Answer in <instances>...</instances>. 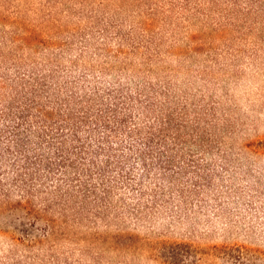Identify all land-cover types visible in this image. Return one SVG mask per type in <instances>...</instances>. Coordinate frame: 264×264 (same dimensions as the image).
Returning <instances> with one entry per match:
<instances>
[{
	"label": "rangeland",
	"instance_id": "374dc122",
	"mask_svg": "<svg viewBox=\"0 0 264 264\" xmlns=\"http://www.w3.org/2000/svg\"><path fill=\"white\" fill-rule=\"evenodd\" d=\"M18 77L46 80L34 115L86 117L88 151L22 125L32 196L3 181L0 264H264V0H0L16 113Z\"/></svg>",
	"mask_w": 264,
	"mask_h": 264
},
{
	"label": "trees",
	"instance_id": "16d2710c",
	"mask_svg": "<svg viewBox=\"0 0 264 264\" xmlns=\"http://www.w3.org/2000/svg\"><path fill=\"white\" fill-rule=\"evenodd\" d=\"M17 81H19L22 85V93H24V97L22 99V107L21 111L18 113L15 112L14 109H17L15 106H11L12 102L6 104L0 105L4 107V110L0 111V124L1 121L7 124H12L11 127H4L0 126V164L2 167H0V198L2 199V203L6 205V207L2 208L3 204L1 205L0 209L6 210V208H12V206L16 207L14 204H12L10 191L6 188V186L3 184L4 180L11 181L15 183L16 188H19L21 192L26 193V196H32V192L30 189H28V175L26 173H23L24 170L30 171L32 168L33 160L30 157L33 142V136H29L28 140L25 141L22 139L20 135V128L22 125H32L34 122L39 123L41 125H44V131L42 132V137L46 138L48 136L47 133H52L55 136V139L58 143V148L55 150L58 152V154H61L66 157L67 151H68V145L66 141V133H70L71 141L72 143H77L80 145L79 150L77 153L81 156H84L88 149L85 148L82 141H80V129L83 126H86L87 121L86 117L77 118L74 114L69 113L66 117H63V119L54 118L52 115H50L48 112L39 111V115H34V110L36 109V98L41 96L44 92L45 86V78H36L35 84L31 85L32 87H27L25 80L23 77H18ZM28 88V89H27ZM45 89H48L46 87ZM118 93V92H117ZM118 97L115 95L114 100H117ZM133 99L130 98V101ZM9 105V106H8ZM119 103H112L108 109V113L113 114L114 121L111 124L110 122L105 123V129L112 133L115 130V126H121L123 127L126 124V121L124 119H121L119 117ZM35 116L36 118H33ZM132 133V132H130ZM162 135V131H159V136ZM155 137V136H153ZM112 140H116V136L110 137ZM160 139V137H159ZM7 140L8 145L5 144V141ZM104 139H101V145L103 146ZM147 144H151L152 138L148 137L146 139ZM26 142V143H25ZM113 142V141H112ZM48 144H51L50 142ZM103 153V158L106 160V163L110 161L111 158V151L110 147H101V154ZM101 154H96V156H91L94 161L95 165L96 161H98V158L101 156ZM12 155L15 158V170L14 176L10 177V174L5 172V163L7 161V156ZM86 156V155H85ZM66 160V158H65ZM109 160V161H108ZM37 165L39 164L36 163ZM40 165V164H39ZM17 166V167H16ZM30 177L33 179V175H30ZM30 179V180H32ZM70 197H72L70 194L66 193L64 195H58L57 200L65 204L67 201L70 200ZM11 200V201H10ZM28 205V203H27ZM18 206H20L18 204ZM32 209L30 207H27L25 209V212L27 216H32Z\"/></svg>",
	"mask_w": 264,
	"mask_h": 264
}]
</instances>
